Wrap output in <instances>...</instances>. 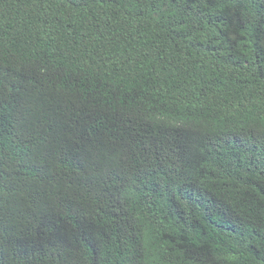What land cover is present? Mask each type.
Wrapping results in <instances>:
<instances>
[{
  "label": "trees",
  "instance_id": "trees-1",
  "mask_svg": "<svg viewBox=\"0 0 264 264\" xmlns=\"http://www.w3.org/2000/svg\"><path fill=\"white\" fill-rule=\"evenodd\" d=\"M0 264H264V0H0Z\"/></svg>",
  "mask_w": 264,
  "mask_h": 264
},
{
  "label": "clouds",
  "instance_id": "clouds-1",
  "mask_svg": "<svg viewBox=\"0 0 264 264\" xmlns=\"http://www.w3.org/2000/svg\"><path fill=\"white\" fill-rule=\"evenodd\" d=\"M136 231H137V229L133 232V234H135L136 233ZM131 235V234H130ZM131 236H133V235H131Z\"/></svg>",
  "mask_w": 264,
  "mask_h": 264
}]
</instances>
